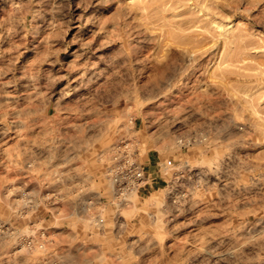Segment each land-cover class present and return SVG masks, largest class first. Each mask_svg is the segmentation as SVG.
I'll list each match as a JSON object with an SVG mask.
<instances>
[{
    "label": "rangeland",
    "instance_id": "374dc122",
    "mask_svg": "<svg viewBox=\"0 0 264 264\" xmlns=\"http://www.w3.org/2000/svg\"><path fill=\"white\" fill-rule=\"evenodd\" d=\"M0 264H264V0H0Z\"/></svg>",
    "mask_w": 264,
    "mask_h": 264
},
{
    "label": "built area",
    "instance_id": "2783aa9c",
    "mask_svg": "<svg viewBox=\"0 0 264 264\" xmlns=\"http://www.w3.org/2000/svg\"><path fill=\"white\" fill-rule=\"evenodd\" d=\"M131 175L136 178H142V171L138 170L137 168H133L131 171Z\"/></svg>",
    "mask_w": 264,
    "mask_h": 264
},
{
    "label": "bare ground",
    "instance_id": "6f19581e",
    "mask_svg": "<svg viewBox=\"0 0 264 264\" xmlns=\"http://www.w3.org/2000/svg\"><path fill=\"white\" fill-rule=\"evenodd\" d=\"M208 23H209V22H208ZM197 34H198V33H197ZM197 34H196V35H197ZM210 36H211V35H210ZM212 36H213V35H212ZM202 37H203V35H202ZM205 38H206V37H205ZM206 39H207V38H206ZM202 40H203V39H202ZM185 41H186V40H185ZM196 41H197V40H196ZM188 42L190 43V41H188ZM191 42H192V41H191ZM190 44H191V43H190ZM192 45H194V43H193ZM197 45H199V44H197ZM197 45H196V46H197ZM205 45H206V43H205Z\"/></svg>",
    "mask_w": 264,
    "mask_h": 264
}]
</instances>
